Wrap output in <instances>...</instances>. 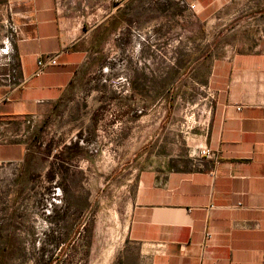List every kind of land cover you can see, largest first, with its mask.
Instances as JSON below:
<instances>
[{"label": "crops", "instance_id": "0c3cea01", "mask_svg": "<svg viewBox=\"0 0 264 264\" xmlns=\"http://www.w3.org/2000/svg\"><path fill=\"white\" fill-rule=\"evenodd\" d=\"M183 1L205 11L227 0ZM135 3L0 0V188L11 196L39 119L95 75L109 46L135 52ZM207 85L190 152H154L140 174L126 234L140 264H264V52L234 55Z\"/></svg>", "mask_w": 264, "mask_h": 264}, {"label": "rangeland", "instance_id": "374dc122", "mask_svg": "<svg viewBox=\"0 0 264 264\" xmlns=\"http://www.w3.org/2000/svg\"><path fill=\"white\" fill-rule=\"evenodd\" d=\"M135 25L134 53L126 41L109 46L95 75L34 125L33 142L51 164L33 189L11 196L0 188L7 264H140L126 234L151 154L190 152L187 132L205 121L213 71L236 54L264 52V0L205 11L183 0H136Z\"/></svg>", "mask_w": 264, "mask_h": 264}, {"label": "trees", "instance_id": "16d2710c", "mask_svg": "<svg viewBox=\"0 0 264 264\" xmlns=\"http://www.w3.org/2000/svg\"><path fill=\"white\" fill-rule=\"evenodd\" d=\"M77 147V144L67 146L65 150L61 152L62 157H65L64 154L67 151ZM48 153V150H45V152L41 151V145L39 143L35 141L31 143L29 147V152L27 153L25 158L23 169L20 173L19 183L21 185L17 194L18 196L25 193L29 188L33 189V183L39 177L41 169L45 168V166L49 162ZM68 161L69 159L67 158L65 160H61V163L59 164V169L65 170V163H68ZM49 164H51V162H49ZM48 178H53L52 167L48 169ZM63 179L67 181L66 176H63ZM11 244L9 242V245ZM6 250H8V247H5V250L0 253V264H7L8 262Z\"/></svg>", "mask_w": 264, "mask_h": 264}, {"label": "built area", "instance_id": "2783aa9c", "mask_svg": "<svg viewBox=\"0 0 264 264\" xmlns=\"http://www.w3.org/2000/svg\"><path fill=\"white\" fill-rule=\"evenodd\" d=\"M196 7H197V4H195V3L190 4L191 9H195ZM56 63H57V61L55 58H51L47 63H44L43 61H39L38 62L39 70L37 71V74L40 75L41 73L44 72V70L47 66L55 65ZM202 153L204 155H209L211 152L209 149H207V150H202ZM208 237H210V235H208Z\"/></svg>", "mask_w": 264, "mask_h": 264}]
</instances>
